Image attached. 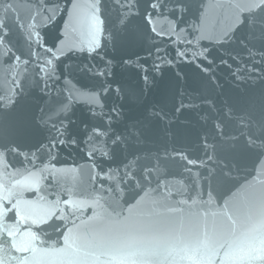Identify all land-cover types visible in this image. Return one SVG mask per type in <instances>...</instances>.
Segmentation results:
<instances>
[{"label":"water","instance_id":"water-1","mask_svg":"<svg viewBox=\"0 0 264 264\" xmlns=\"http://www.w3.org/2000/svg\"><path fill=\"white\" fill-rule=\"evenodd\" d=\"M0 264H264V0H0Z\"/></svg>","mask_w":264,"mask_h":264}]
</instances>
